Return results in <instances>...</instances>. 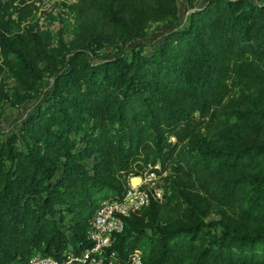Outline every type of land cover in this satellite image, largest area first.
<instances>
[{
	"label": "trees",
	"instance_id": "1",
	"mask_svg": "<svg viewBox=\"0 0 264 264\" xmlns=\"http://www.w3.org/2000/svg\"><path fill=\"white\" fill-rule=\"evenodd\" d=\"M71 1L74 39L55 45L36 0H0V100L37 101L0 130V264L88 248L96 210L156 164L174 171L163 203L110 251L264 264V0H187L184 17L178 0Z\"/></svg>",
	"mask_w": 264,
	"mask_h": 264
},
{
	"label": "built area",
	"instance_id": "2",
	"mask_svg": "<svg viewBox=\"0 0 264 264\" xmlns=\"http://www.w3.org/2000/svg\"><path fill=\"white\" fill-rule=\"evenodd\" d=\"M159 169V164L148 165L138 184H129L120 201L104 202L96 210L86 234L90 244L88 248L79 252L65 251L60 259L35 254L28 264H142L140 251H134L122 259L110 249L113 236L124 230L127 218L139 213L152 202L163 203L164 193L155 175Z\"/></svg>",
	"mask_w": 264,
	"mask_h": 264
},
{
	"label": "rangeland",
	"instance_id": "3",
	"mask_svg": "<svg viewBox=\"0 0 264 264\" xmlns=\"http://www.w3.org/2000/svg\"><path fill=\"white\" fill-rule=\"evenodd\" d=\"M194 6L201 5L205 0H191ZM75 1L71 0H36L34 18L31 23H38L39 27L47 30L51 36L52 43L66 44L69 45L74 39V19L75 10L72 5ZM17 5V1L15 2ZM188 3L187 0H178V9L181 17H184L188 13ZM15 20V17H12ZM167 29H161V25L153 26L149 31L148 42L160 41L163 34ZM105 53L110 50H103ZM1 85L4 87L5 93H10L11 88L14 86V81L7 74L4 73L0 79ZM15 103L14 99L0 100V130L6 131L11 129L17 121H19L22 116L27 111V108L34 106L36 100L28 102L24 107L17 108L16 106L12 108L11 103ZM8 110L7 112H3ZM155 172L158 183L162 186L163 193H165L166 188L174 177V171L172 167H162ZM144 176V175H143ZM140 176V177H143ZM140 181V179H139ZM130 184V183H129ZM138 184V183H136ZM135 184V185H136ZM215 218L211 216L209 220Z\"/></svg>",
	"mask_w": 264,
	"mask_h": 264
},
{
	"label": "bare ground",
	"instance_id": "4",
	"mask_svg": "<svg viewBox=\"0 0 264 264\" xmlns=\"http://www.w3.org/2000/svg\"><path fill=\"white\" fill-rule=\"evenodd\" d=\"M139 182V178H135V179H130V184L131 185H135L136 183Z\"/></svg>",
	"mask_w": 264,
	"mask_h": 264
},
{
	"label": "crops",
	"instance_id": "5",
	"mask_svg": "<svg viewBox=\"0 0 264 264\" xmlns=\"http://www.w3.org/2000/svg\"><path fill=\"white\" fill-rule=\"evenodd\" d=\"M135 178H139L140 179V177H135ZM135 178H131V179H135ZM129 183H130V179H129Z\"/></svg>",
	"mask_w": 264,
	"mask_h": 264
}]
</instances>
